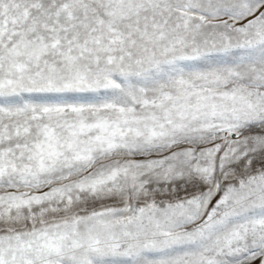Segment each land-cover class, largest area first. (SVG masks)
Here are the masks:
<instances>
[{
	"label": "snow or ice",
	"instance_id": "1",
	"mask_svg": "<svg viewBox=\"0 0 264 264\" xmlns=\"http://www.w3.org/2000/svg\"><path fill=\"white\" fill-rule=\"evenodd\" d=\"M0 264H264V0H0Z\"/></svg>",
	"mask_w": 264,
	"mask_h": 264
}]
</instances>
